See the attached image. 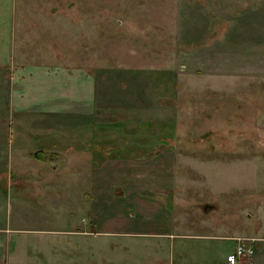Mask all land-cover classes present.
<instances>
[{
  "label": "rangeland",
  "instance_id": "rangeland-1",
  "mask_svg": "<svg viewBox=\"0 0 264 264\" xmlns=\"http://www.w3.org/2000/svg\"><path fill=\"white\" fill-rule=\"evenodd\" d=\"M7 10L11 57L75 64L98 90L88 142L56 135L44 158L14 159L13 218L44 238L30 264H233L235 239L253 240L237 264H264V0H0ZM90 168L96 227L70 234Z\"/></svg>",
  "mask_w": 264,
  "mask_h": 264
},
{
  "label": "crops",
  "instance_id": "crops-1",
  "mask_svg": "<svg viewBox=\"0 0 264 264\" xmlns=\"http://www.w3.org/2000/svg\"><path fill=\"white\" fill-rule=\"evenodd\" d=\"M7 12L6 17L3 12L0 13V126L3 127L0 141L4 144L0 157L6 170L0 172V261L5 260L6 264H30L31 261L25 256L28 250L27 244L33 240L34 243L42 245L41 240L44 238H41L38 229H22L23 227H17L18 221L14 220L13 201L16 199L12 190L14 186H19L15 185L13 178L14 159L20 160L35 156L44 158L45 148L50 147L47 142L52 141L49 137L56 135L73 139L71 141L88 142L93 133L92 125L95 126L92 116L95 104H97L95 102L98 90L92 73H88L75 64H55L48 62L49 60L45 63L25 62L24 50L16 53L15 57H11L15 26L13 17L10 12ZM100 97L104 102L103 92ZM13 124L15 126L18 124L15 131ZM34 152H38L37 155L33 156ZM147 168H149L147 164L141 166L143 173L151 174ZM91 169L86 173L90 176L85 202L81 204V209L83 208L81 211L84 210V212L79 219L80 225L76 228L80 231H72L70 234L73 232L75 235L79 232L83 235L93 234V230L89 228L96 227L95 211L97 209H94L93 201L94 170ZM101 169H97L99 170L96 177L98 181L105 179ZM136 172L138 170L135 171V176ZM18 180L22 183L21 178ZM135 181L132 179L134 184ZM139 184L143 185L141 180ZM117 188L123 191V200L127 199L129 189L127 190L125 185L117 186ZM74 196L76 198L75 194ZM19 198L26 197L19 196ZM18 200L20 199L16 200L17 203H19ZM134 201L144 206H154L153 203L142 201V198H134L131 202L134 203ZM120 206L117 205V208L121 209ZM102 214L103 210L100 215ZM96 220L99 223L98 226L107 223L105 216L96 217ZM105 228L103 225V229L96 230L103 235L111 233ZM23 231L26 233H22ZM28 231L36 233L31 234ZM22 234L34 236L27 238ZM134 234L141 235L142 233ZM157 234L171 235L170 233ZM52 243L54 247V240Z\"/></svg>",
  "mask_w": 264,
  "mask_h": 264
},
{
  "label": "built area",
  "instance_id": "built-area-1",
  "mask_svg": "<svg viewBox=\"0 0 264 264\" xmlns=\"http://www.w3.org/2000/svg\"><path fill=\"white\" fill-rule=\"evenodd\" d=\"M249 240V242H248ZM235 239L234 249L228 255V261L233 264H237L245 258H249L252 255V239Z\"/></svg>",
  "mask_w": 264,
  "mask_h": 264
}]
</instances>
